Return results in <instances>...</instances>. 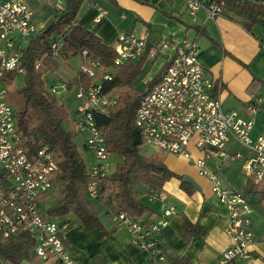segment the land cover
<instances>
[{
    "label": "built area",
    "instance_id": "1",
    "mask_svg": "<svg viewBox=\"0 0 264 264\" xmlns=\"http://www.w3.org/2000/svg\"><path fill=\"white\" fill-rule=\"evenodd\" d=\"M49 2L56 12L65 7L64 0ZM259 3L264 5V0ZM184 5L193 17L204 11L206 19H216L224 10L222 0H184ZM38 33L32 11L23 0H0V165L10 184L7 193H0V235L6 238L27 231L34 241L33 253L42 261L79 264L69 254L63 240V230L69 227V221L50 217L41 203V197L54 189L58 156L50 145H43L35 153L26 148L14 106L8 98V80L14 73H24L23 51ZM62 45L60 38L52 39L54 55L59 56ZM114 48L116 65L139 59L145 53L155 57L165 48L173 49L160 79L138 105L136 125L142 146L194 160L199 172L211 179L213 193L226 208L229 217L226 233L231 239V245L214 264H238L241 259L250 257V246L256 240L252 228L253 204L244 191L225 183L219 170L226 164L239 162L247 178L264 181V135L253 139L250 134L254 126L252 115L262 99L248 105L252 113L248 119L237 111L225 110L214 93V79L200 63L201 50L196 40L162 38L150 45L147 35L121 31ZM82 55L81 71L93 81L86 88L79 87L81 103L71 113V118L75 129L87 134L86 145L95 152L96 161L88 169V191L98 200L113 166L106 131L97 122L96 115L110 114L120 93L104 89V82L112 79L113 72L103 69L100 61L89 59L87 50ZM65 87L68 91L66 83ZM49 90L56 98L63 97L64 91L59 85H51ZM231 139L246 147V152L229 149ZM192 146L203 156L194 159ZM215 158L220 161L217 169L211 171L206 167V160ZM149 196L162 202V214L156 221L143 223L125 212L112 214V219L127 228L131 241L146 252L150 264H166L160 233L178 210L164 192L150 190Z\"/></svg>",
    "mask_w": 264,
    "mask_h": 264
},
{
    "label": "crops",
    "instance_id": "2",
    "mask_svg": "<svg viewBox=\"0 0 264 264\" xmlns=\"http://www.w3.org/2000/svg\"><path fill=\"white\" fill-rule=\"evenodd\" d=\"M23 1L31 9L32 21L38 31L44 30L53 21L56 8L49 0ZM66 1L64 0L65 5ZM238 1L248 5L259 3L261 0ZM77 18L80 26L94 32L105 44L112 47L121 31H135L140 35H147L150 45L158 43L162 38L174 41L184 38L196 40L201 50L200 63L214 79V93L221 99L225 110L237 111L241 117L248 119L252 115L248 105L262 99V103L257 104L256 113L252 115L254 126L250 134L253 139L264 135V20L251 22L245 15L226 7L216 19H206L202 10L193 17L185 8L184 0H85ZM171 53L172 48H165L155 57L145 53L139 59L130 61L138 63L144 60L142 72L145 66H149L141 74L140 82L145 80L146 83L158 73H163V67L168 65ZM78 55L80 66L71 79L81 70L84 57L82 54ZM160 55L164 56L162 61L159 60ZM157 61V68L151 71ZM49 74L50 72H47L44 75L45 81ZM145 83L138 86L142 87ZM74 88L77 89L78 106L81 103L78 96L79 87ZM123 89L115 88L119 93ZM84 146L89 148L86 142ZM228 148L246 152V147L236 139H231ZM80 153L83 156L81 151ZM145 153L160 156L171 170L183 177H191L201 187V190H197L189 183L194 188L191 192L189 187L182 186L178 178H173L165 184L162 192L176 204L178 210V214L171 217L161 229L160 238L166 256H185L191 264H214L231 245V239L226 233L229 217L225 206L212 191L211 179L199 172L194 160L155 149ZM191 153L194 159L203 156V153L193 146ZM83 158L85 161L84 156ZM219 161L217 158L207 159L206 167L211 171L216 170ZM219 173L225 183L241 191H244L247 179H250L242 173L239 162L224 165ZM149 195L150 191L140 198L149 208L147 213L136 217L143 223L156 221L162 214V202L159 199H151ZM246 195L251 201V197ZM55 198H52L50 193L41 197L42 208L47 215L48 208ZM253 207L252 228L256 240L250 246V257L241 259L238 264H264V216L254 205ZM183 214L204 230V233L195 236L186 249V239L178 231L183 222ZM100 216L107 228L118 225L113 238H101L99 228L86 229L74 212L62 217H50L69 221V227L63 230V240L69 254L79 264H150L146 252L131 241L127 228L112 219V214L106 206ZM23 263L54 264V261H42L33 253L32 258L23 260ZM166 264H172L168 257Z\"/></svg>",
    "mask_w": 264,
    "mask_h": 264
},
{
    "label": "trees",
    "instance_id": "3",
    "mask_svg": "<svg viewBox=\"0 0 264 264\" xmlns=\"http://www.w3.org/2000/svg\"><path fill=\"white\" fill-rule=\"evenodd\" d=\"M85 0H67L65 7L56 12L53 28L39 31L23 51L25 79L23 86L13 87L16 73L8 80V98L14 106L19 131L25 138L26 148L37 152L43 145H50L59 159L54 179L56 198L48 208V215L62 217L74 212L86 229L99 228L100 237H114L118 225L107 228L101 219L103 207L111 214L125 212L131 217L142 216L149 208L140 200L150 190L162 192L165 184L178 178L184 187L194 188L183 181V176L171 170L163 158L142 151V138L136 125V113L141 98L161 77L157 74L139 87L144 60L116 65L117 52L105 44L94 32L78 24V12ZM224 7L245 15L251 22L264 20V5H245L238 0H222ZM63 40L59 56L54 55L51 41ZM87 50L89 59L98 60L101 67L113 72L111 80L104 82L105 91L124 88L110 114H97V122L106 131L108 150L122 155V161L115 165L113 172L104 180L100 199H93L88 191V167L74 138L75 131L65 128L68 111L63 103L50 92L44 75L59 66V59L68 60ZM87 63V62H86ZM167 64L163 67L165 70ZM93 79L83 71L68 81V90L75 86L88 87ZM244 192L251 197L255 208L264 216V182L247 179ZM9 179L0 165V193L9 191ZM186 239L185 249L204 230L183 214V222L178 228ZM34 241L27 231L10 237L0 235V264L19 263L33 255ZM172 264H191L180 255H167Z\"/></svg>",
    "mask_w": 264,
    "mask_h": 264
},
{
    "label": "rangeland",
    "instance_id": "4",
    "mask_svg": "<svg viewBox=\"0 0 264 264\" xmlns=\"http://www.w3.org/2000/svg\"><path fill=\"white\" fill-rule=\"evenodd\" d=\"M163 58H164V56L160 55L159 60L162 61ZM158 64H159V61H157L154 64L151 71L155 70L157 68ZM79 66H80V56L78 54L73 56L72 58H70L69 61H66V60L60 58L59 66L57 67V69L55 71L50 72V74L46 78L45 83L47 86H50L53 83H55V84L59 85L61 87V89H63V91H64L63 97L61 100L59 99V101L64 104V106L66 107V109L69 113L67 120L64 121V126L66 129L76 132L74 140L77 143L78 149L82 152L83 156L85 157V163H86L87 167H90L91 164H93L96 161L95 152L91 148H85L84 144L86 142L87 135H86V133H81V132H78L77 130H75V127L73 125L72 118H71V112L75 109V107L77 106V104L79 102V99L76 97L77 89L72 88L71 90L67 91V88L65 87V82H67V80L71 79V77L74 75V72L77 70V68ZM148 67H149L148 65L145 66L142 74L146 71V69H148ZM24 79H25V73H18L14 79L13 87L19 88V87L23 86ZM138 80H139V85H143L145 83V80L140 82L141 78H139ZM142 151L143 152H151V149L146 147V146H142ZM110 158L112 161V166H113L112 169L113 170L115 168V165L118 162L122 161V159H123L122 155L113 154V153H111ZM49 193L52 195V198H55L57 196V192H55V190L53 188L49 191Z\"/></svg>",
    "mask_w": 264,
    "mask_h": 264
},
{
    "label": "water",
    "instance_id": "5",
    "mask_svg": "<svg viewBox=\"0 0 264 264\" xmlns=\"http://www.w3.org/2000/svg\"><path fill=\"white\" fill-rule=\"evenodd\" d=\"M54 24H55V22L54 21H52L45 29H44V32H47V31H49L51 28H53V26H54ZM183 180L185 181V182H188V183H190L191 185H193L197 190H201V187L199 186V184L194 180V179H192L191 177H189V176H184L183 177Z\"/></svg>",
    "mask_w": 264,
    "mask_h": 264
}]
</instances>
